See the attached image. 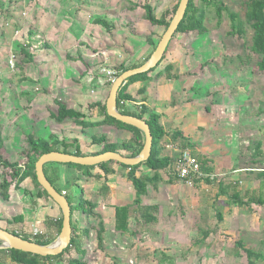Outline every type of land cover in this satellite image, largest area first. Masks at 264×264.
Segmentation results:
<instances>
[{
  "label": "crops",
  "instance_id": "obj_1",
  "mask_svg": "<svg viewBox=\"0 0 264 264\" xmlns=\"http://www.w3.org/2000/svg\"><path fill=\"white\" fill-rule=\"evenodd\" d=\"M8 1L1 0L3 8L7 7ZM22 3H24L23 9H21ZM145 3H142L141 0H19V2H13V14L9 13L7 16H5L3 8L4 12L0 7V132L5 156L9 161L23 164V159L20 158H22L21 153L26 147L28 134H38L44 139H48L51 135L57 137L61 142L60 152L64 147L62 145L64 140L76 139L84 155H93L101 149V146L91 144L94 134L91 135L90 128H100L101 135L97 136L104 135L114 143H121L131 138L129 131L118 129L113 125L83 128L74 119L58 123L51 118V113L57 110L55 99L58 98L68 108L85 114L86 122L103 119L98 107L93 105L97 102L106 103L111 88V82L104 73H101V68L114 70V67L121 63L128 65V62L138 64L144 61L149 55L151 56L153 43L157 45L164 33V29L161 30L162 26L151 25L145 20V14L142 15ZM15 5L19 10L15 9ZM155 13L158 18L162 15V13H157V9H155ZM95 19L105 20L113 26V29L107 31L102 25L96 24ZM191 35L193 33L175 36L169 43L163 66L150 73L147 79L131 82L128 92L134 96L136 104L144 102L149 108V113H156L160 116V123L167 132L182 131L193 146L187 149L195 155L193 150L198 151V145L207 140L205 134L201 135L204 131L202 127L213 124V121L212 113H209L212 99L210 104L207 100L211 90L206 86L207 89L203 97H199L197 93L204 87H200L198 82L204 81L202 77H206V70L198 71L193 66L197 59L196 56L201 53L204 58L203 63L208 62L204 69L211 70L214 58L206 57L208 52H212V44H209L211 41L210 31L208 30L202 35L196 34L195 37H197L193 41ZM199 37L202 38L197 41ZM147 39H150L151 42L149 43ZM30 41L32 44L29 51L32 54V61L23 65L21 62L23 56L21 55L17 57L20 66L13 67L12 72H8V67L1 70V63L4 65L7 60L10 62L11 56H14L15 52H18ZM129 57L132 59L127 60ZM224 59L222 63H224ZM168 64L173 65L171 73L179 75V78L168 79L162 73ZM11 73L13 75L12 82L10 80ZM228 73L227 70H222L219 74L228 78ZM41 83L43 89L39 86ZM141 90H144V93L139 94ZM10 94L19 103L13 105L15 107L14 115L11 118L3 119L1 118V111H4L1 109V96L6 98ZM23 99L26 100V103H22ZM127 106L132 109L131 104ZM22 110H29L30 113L27 116L30 118H23L22 114L15 113ZM43 111H48L47 117L50 118L45 123L42 122V118L38 119L40 116H34V113L41 115ZM49 126L56 128V132H48ZM88 135V140H86L85 137ZM75 149L72 145L68 147L70 152H75ZM172 151L165 146L163 155L172 156ZM195 156L197 157V155ZM109 168L112 173L106 175L105 171L99 167L86 170L56 162L44 165L46 176L62 191H66V195L68 194L67 178L71 177L74 180L72 183L77 188L78 196V201L74 206L82 199L97 204L95 210L102 216L105 228L103 245L106 241V220L112 222L113 231L118 235L127 233L116 231L115 207L131 206L135 201V189L131 181L128 180L129 169L118 164H111ZM146 174H150V170L145 166L137 170V175ZM169 174L170 171L162 173L163 181L157 183V187L148 184L147 193L142 198V206L158 205L161 207L160 200L154 202L149 198L153 191L161 192L165 187L170 188L169 193L177 190L182 193L188 190V199H196L195 191L192 190V187L187 186L188 184L183 185L180 180L176 179L169 183L167 181ZM95 175L99 177H95ZM210 178L214 180L215 175L211 174ZM217 188L218 191L212 198L213 202L221 201L220 204L223 207H232L233 211L237 213H240V209H248V207H238L230 203L233 190L232 193L226 194L227 190H223L222 184ZM260 189L261 185L255 182L254 186L247 188L245 192L237 191L242 195L250 193L257 198H264ZM9 195L8 200H4L0 196V228L13 231L21 237L27 236L29 240L33 241L34 239H52L53 241L59 235L57 222L60 218L63 220L60 207L51 199L41 195L40 190L30 178L21 183L20 189L12 185ZM173 195L176 197V203L186 197L182 194L178 196L173 193ZM135 214L131 213L129 231H131V222L135 218ZM154 215L158 222V213ZM17 216H21V219L15 220ZM75 216L78 220L84 216L86 220L93 219L95 222L92 224L93 226L79 224L75 221ZM222 216L220 220L226 222L228 217L224 214ZM72 220L82 249H84V238L90 236L91 232L95 233L97 242L99 219L93 218L81 210H74ZM35 232H37L36 235H34ZM88 232L89 235H87ZM198 241L197 243H199ZM1 262L2 264H11L7 254H1Z\"/></svg>",
  "mask_w": 264,
  "mask_h": 264
},
{
  "label": "rangeland",
  "instance_id": "obj_2",
  "mask_svg": "<svg viewBox=\"0 0 264 264\" xmlns=\"http://www.w3.org/2000/svg\"><path fill=\"white\" fill-rule=\"evenodd\" d=\"M141 1L150 2L157 9L158 14L176 2V0ZM225 1L231 10L243 17L244 10L242 6L240 7V0ZM8 2L7 7L3 8L4 5L0 0V7L5 11V16L9 13L13 14V2L19 0ZM23 4L21 9L24 8ZM14 7L19 10L16 5ZM205 25L210 31L209 44H212V52H208L206 57L214 58L213 66L211 70L201 69L204 58L199 53L193 68L198 71L206 70V77H202L204 81L198 82L200 87H204L197 93L199 97H203L207 88L211 90L207 100L210 104L212 99L209 113H212L213 124L202 127L204 131L201 135L205 134L207 140L198 145V151L194 149L193 152L199 159L208 161L215 178L210 182L202 181L198 184L192 182L191 186L178 179L183 185L192 187L196 198L188 199V190L182 193L179 190L171 191L178 196L181 194L186 196L178 203L173 193H169V187L162 188L161 192L153 191L149 200L161 202V207L156 212L159 215L156 224H142L137 212L136 219L131 222V231L118 235L113 231L112 222L106 220V241L103 247L100 249L97 247L94 232L83 240L85 260L89 264H247L246 254L243 249L235 246L236 241H242L245 247L254 249L264 257V206L252 205L251 208L240 209V213H237L232 207H223L221 201H212L220 184L224 186L223 190H227L226 194H229L234 189L245 192L256 182L261 185L260 191L264 195V175L263 177L259 175L264 170V156L254 155L258 141L262 142L264 152V71L255 68L260 57L251 51L253 30L249 26L243 39H237L228 33L230 21L225 13L220 26L217 25V19L213 14L207 17ZM163 29L162 27L161 30ZM195 35V33L191 35L192 41L197 37ZM238 56L241 59H238ZM129 59L132 58L129 57L127 60ZM223 59L224 63H222ZM164 60L159 67L163 66ZM15 64H17L16 58H13L12 63L7 60L4 65L1 63V70L8 67V72H12ZM129 64L132 63L128 62ZM222 70L229 72L228 78L219 74ZM10 76L12 82V73ZM39 86L42 87V83ZM11 94L7 95L8 98L1 96L3 119L11 118L14 115L13 105L19 103ZM22 103H26V100L23 99ZM15 113L22 114L23 118H30L27 116L29 110ZM34 114L35 117L40 116L38 119L42 118L43 123L50 119L47 117L48 111H43L46 116L39 115L40 113ZM90 129L91 135H101L100 128ZM51 131L56 132V128L49 126L48 132ZM35 136L42 137L38 134ZM87 137L89 135L85 137L86 140ZM54 139L58 140L57 137ZM21 157L20 159L24 161V157ZM254 158L258 160L254 161ZM1 176L0 170V178ZM67 181V196L74 206L78 201L77 188L72 183L74 180L71 177H68ZM218 212L228 217L226 222L218 218ZM76 216L75 221L79 224L93 226L95 222L93 219L86 220L84 216L78 220ZM205 229L214 231L206 241L197 243L201 237L200 230ZM71 253L73 257L77 256L74 250ZM256 264H264V260H259Z\"/></svg>",
  "mask_w": 264,
  "mask_h": 264
},
{
  "label": "trees",
  "instance_id": "obj_3",
  "mask_svg": "<svg viewBox=\"0 0 264 264\" xmlns=\"http://www.w3.org/2000/svg\"><path fill=\"white\" fill-rule=\"evenodd\" d=\"M179 1L180 0H176V2L170 8H166L159 18L155 13L154 7L150 3L146 2L143 5L145 20L148 21L151 25L162 26L165 32L173 15L175 14ZM241 6L244 10L243 17L240 16L238 12L231 10L225 0H189L185 16L180 22L178 29L174 33L172 39L176 36V34L196 33L198 35H202L208 31V28L205 25V20H207V17L210 14H213L214 18L217 19V25L220 26L224 20L225 13L226 17L230 21V29L228 31L230 35L234 36L237 39H243L248 30L247 26H249V28L253 30L251 51L260 57V61L256 64L255 68L258 71H264V0H240V7ZM94 22L105 27L107 31H111L113 29V26L108 24L105 20L95 19ZM147 41L149 43L151 42L150 39H147ZM31 44V41L27 42L20 48L18 52H15V54H13L16 58V61L18 60L17 57L21 55L23 56V59H21L23 65L32 61V54L29 51ZM156 46L157 45L153 43V51L155 50ZM168 49L169 45L166 48L162 60L157 64V66L145 73H141L127 79L124 84L120 86L117 93L118 110L122 114L131 115L145 120L150 127L153 140L152 151L149 159L135 166H127L115 161L104 162L97 166H81L72 163L66 164L67 166L86 170L99 167L105 171L106 175L112 173V170L109 168L111 164H118L129 169L128 180L131 181L134 186L135 201L131 206L115 207V228L117 232H129V219L131 213L138 212L139 220L142 224H151L157 222V217L154 214H156V212L158 211V205L142 206L141 202L143 196H145V194L147 193L148 184H153L155 185V187H157L156 184L163 181L162 173L164 171H170V174L168 175L169 178L167 180L169 183L173 182V180L175 179L178 180L177 175L174 171V164L178 158L177 153L179 156V152L173 150L172 156L163 155L165 146L166 144H171L172 146H174V148H178L181 150L187 148L190 149L193 147L190 140L184 136L182 131L167 132L160 123V116L156 113H149V108L145 105L144 102H142L141 104H136V99L128 92V87L131 82L136 80H145L148 78V75L150 73L158 69L162 61L165 59ZM149 57L150 55L145 58L144 61L138 64L126 65L125 63H121L115 66L114 70L116 71V77L129 69L139 67ZM238 59H241V57L238 56ZM19 63L20 62H17V64L14 65V68L20 66ZM206 65H208V62L203 63L200 68L203 69ZM172 71L173 65L168 64L164 67L162 73L166 75L168 79L179 78V75L172 74ZM140 93H144V90H141L139 94ZM55 104L57 106V110L51 113V118H53L54 121L58 123H62L67 119H74L75 122H79V124L83 126V128L99 125H113L118 129H124L131 133V138L121 143H114L104 135L92 136L91 144L101 146V149L93 153V155H97L106 151H113L119 152L127 157H134L137 156L142 150L145 141L143 132H141L136 127L122 123L108 116L106 114V103L97 102L93 104L94 106L98 107L100 113L103 115V119L96 122H86L85 114L68 108L58 98L55 99ZM128 104L132 105V109L128 108ZM60 143L61 142L54 139L53 135H51L48 139H44L32 134H28L26 136V147L21 153V156L24 157L23 164H21L19 162H11L5 156L3 139L0 132V169L3 171V176L2 178H0V196L2 197V199L8 200L10 197L9 191L11 186L14 185L15 188L20 189L21 183L27 178L31 179L33 184L40 190L41 195H44L47 198L51 199L48 193L37 182L35 163L41 154L49 153L52 151H60ZM78 143L79 142L76 139L64 140L62 144L64 147L63 149H61V151L63 153L74 154L77 156L84 155ZM70 145L76 148L75 152H70L68 150V147ZM254 155L264 156V152L262 151V142L258 141L256 143ZM197 159L199 161L201 171L204 173L205 177L197 178L194 180V182L196 184L202 181L210 182L212 180L210 178V175L213 172L212 167L206 159H199L198 157ZM253 160L257 161L258 159L254 158ZM142 166L147 167L150 170V174L137 175V170ZM259 175L263 177L264 170L259 173ZM95 177L99 176L95 175ZM48 180L52 183L53 186H55L58 192L62 193V190L57 185H55L50 178H48ZM65 196L71 206L72 237L70 245L62 253L55 256L43 257L20 250L9 249L0 250V254H7V258L9 259L11 264H89L85 260V251L80 247L78 236L76 234V230L72 220L73 211L81 210L83 213H86L93 218L99 219V229L97 231V243L99 249L103 247L104 243L103 233L105 231V228L103 225L102 216L95 210L97 207L96 203L82 199L75 206H72V202L69 200L68 196ZM230 203L234 206L249 208L252 204H258L261 206L264 205V198H257L255 195H250V193L242 195L237 191V189H234L231 195ZM217 215L218 218L221 219L222 214L218 212ZM136 217L137 216H135V219ZM19 219H21V216L15 217V220ZM57 223V227L60 232L62 228V218H60ZM213 231L214 230L211 229L200 230L201 237L199 238L198 242H204ZM9 232L20 236L13 231ZM22 237L26 240H29V237L27 236ZM34 241L36 243L45 245L50 243L52 239H34ZM235 246L243 249L247 257V264H255L259 260H264V257L261 253H258L253 249L246 248L243 242H236ZM73 250L75 254H77L76 257L70 255L72 254L71 252H73Z\"/></svg>",
  "mask_w": 264,
  "mask_h": 264
},
{
  "label": "water",
  "instance_id": "obj_4",
  "mask_svg": "<svg viewBox=\"0 0 264 264\" xmlns=\"http://www.w3.org/2000/svg\"><path fill=\"white\" fill-rule=\"evenodd\" d=\"M189 0H180L169 26L161 36L151 56L139 67L129 69L118 77L111 84L108 98L106 100V114L122 123L136 127L143 132L145 141L140 153L134 157H127L119 152L106 151L97 155H81L52 151L41 154L35 163L37 182L48 193L50 198L60 207L62 212V228L59 235L50 243L42 245L33 240H26L12 232L0 228V250L15 249L39 256H55L62 253L71 242V206L65 195L58 192L55 186L48 180L44 165L51 162L62 164H77L81 166H97L104 162L115 161L127 166H135L149 159L152 151V133L148 123L131 115L122 114L117 108V93L124 82L141 73H145L157 66L168 47L174 33L185 16Z\"/></svg>",
  "mask_w": 264,
  "mask_h": 264
},
{
  "label": "built area",
  "instance_id": "obj_5",
  "mask_svg": "<svg viewBox=\"0 0 264 264\" xmlns=\"http://www.w3.org/2000/svg\"><path fill=\"white\" fill-rule=\"evenodd\" d=\"M13 58H15V56H11V63ZM101 73H104L111 83L116 78V71L113 69L101 68ZM166 148L179 152V156L174 167V171L178 179L187 182L189 185H192V182L194 183L195 179L205 177L204 173L201 171L197 157L193 155L189 149H176L171 144L166 145ZM62 194L66 195V191H62ZM36 234L37 232L34 233V235Z\"/></svg>",
  "mask_w": 264,
  "mask_h": 264
}]
</instances>
